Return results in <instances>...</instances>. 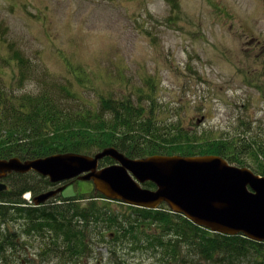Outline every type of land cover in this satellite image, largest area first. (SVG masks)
Here are the masks:
<instances>
[{
    "label": "rangeland",
    "instance_id": "374dc122",
    "mask_svg": "<svg viewBox=\"0 0 264 264\" xmlns=\"http://www.w3.org/2000/svg\"><path fill=\"white\" fill-rule=\"evenodd\" d=\"M27 65L32 75L19 82ZM43 88L63 109L81 112L107 98L129 99L161 125L198 136L232 134L241 119L264 141V0H0V89L31 95ZM29 175V185L42 179ZM25 180L13 174L2 182L17 192ZM94 196L91 182L78 180L49 200L75 197L90 214L115 218L108 229L103 220L85 223L78 256L58 258L68 245L59 232H25L28 217L9 211L0 233L13 237L0 264H163L172 238L164 229L140 207ZM158 210L170 212L164 204ZM179 248L175 264H220L195 254L185 259L188 248Z\"/></svg>",
    "mask_w": 264,
    "mask_h": 264
},
{
    "label": "trees",
    "instance_id": "16d2710c",
    "mask_svg": "<svg viewBox=\"0 0 264 264\" xmlns=\"http://www.w3.org/2000/svg\"><path fill=\"white\" fill-rule=\"evenodd\" d=\"M13 54L18 59L17 52L14 51ZM27 67L28 71L19 70V82L32 75L33 71H29L28 65ZM80 79L81 77H78V80ZM237 121V127L233 129L232 134L213 136L209 134L212 131H208L198 136L195 131L173 123L167 125V122H164L161 125L160 121L149 117L144 109L134 108L129 99L125 102L124 99L115 101L107 98L106 103L100 102L99 109L88 108L81 112L63 109L62 102H58L56 96L48 89L43 88L38 94L31 95H12L11 92L7 95L0 89V159L12 156L21 160L45 158L47 155L66 152L88 155L112 146L129 158L135 159L152 155H214L238 168L252 169L256 174L264 176V141L251 136L250 127L244 121ZM104 159L111 161L110 158ZM20 177L26 179V182L15 186L17 192H0V218L6 219L9 211H20L30 222L25 232L42 230L45 226L59 232L55 235L63 237L68 245L56 252L58 258L71 259L78 256L77 246L81 245L85 238V223L92 219L103 220L106 223L105 228L108 229L115 222V218L106 211L90 214L91 210L75 205V197L48 201L46 205L32 207L21 198L25 191H30L31 197H35L48 186L54 185L44 178L37 180L38 184L34 182L35 184L29 185V174ZM71 183L67 181L63 184ZM144 185L150 189L154 188V185L148 182ZM94 195L104 198L95 192ZM91 206V209H94V203H91ZM140 210L147 214L146 219L151 221L150 224H157L156 226L172 237L169 239V252H165L163 264H175L178 261L179 247L182 244L188 248L183 255L185 259L195 254L207 262L220 264H264V243L250 241L243 235L230 237L211 233L193 225L182 215L169 211ZM73 218L81 221L80 224L72 225ZM131 224L134 225V222ZM3 232L0 236L6 238L0 240V253L5 251L4 244L13 237L6 230Z\"/></svg>",
    "mask_w": 264,
    "mask_h": 264
},
{
    "label": "water",
    "instance_id": "95a60500",
    "mask_svg": "<svg viewBox=\"0 0 264 264\" xmlns=\"http://www.w3.org/2000/svg\"><path fill=\"white\" fill-rule=\"evenodd\" d=\"M113 163L100 167L99 161ZM35 172L56 189L33 197L34 207L63 192L74 180L91 182L107 200L155 210L167 205L193 225L209 232L264 243V176L236 167L219 156L152 155L129 158L109 146L93 154L55 153L45 158L0 159V180L13 173ZM155 185L154 190L143 183ZM6 185L0 182V191Z\"/></svg>",
    "mask_w": 264,
    "mask_h": 264
},
{
    "label": "clouds",
    "instance_id": "9594fccd",
    "mask_svg": "<svg viewBox=\"0 0 264 264\" xmlns=\"http://www.w3.org/2000/svg\"><path fill=\"white\" fill-rule=\"evenodd\" d=\"M94 153H96V152H94ZM81 154H82V153H81ZM92 154H93V153H92ZM146 157H147V156H146ZM101 167H105V166H101ZM29 173H30V172H29ZM29 173H24V174L13 173V174L24 176L25 174H29ZM13 174H10V175H13ZM10 175H7V176L3 177L2 179L7 178V177H9ZM2 179L0 180V182H1V183H4V182H2ZM76 181H77V180H76ZM79 181H80V180H79ZM4 184H5V183H4ZM5 185H6V184H5ZM143 187H144V186H143ZM6 188H7V185H6ZM53 189H56V188H53ZM5 190H6V189H5ZM5 190H3V191H5ZM49 190H51V189H49ZM3 191H2V192H3ZM46 191H47V190H46ZM46 191H45V192H46ZM0 192H1V191H0ZM26 192H29V193H26ZM41 193H43V192H41ZM25 194L27 195V197H25L26 200L24 199V201H27V202L29 201V202H30V203L28 202L29 204H31V203L33 204V200H32L33 197H31V192H30V191H25L24 195H25ZM36 195H37V194H36ZM57 195H58V194H57ZM55 197H57V196H55ZM55 197H53V198H55ZM53 198H51V199H53ZM51 199H49V200H51ZM49 200H48V201H49ZM48 201H47V202H48ZM113 201H114V200H113ZM47 202H46V203H47ZM117 202H118V201H117ZM46 203H44V204H42V205H40V206H43V205H45ZM32 204H31V206L34 207V205H32ZM36 207H39V206H36ZM36 207H35V208H36Z\"/></svg>",
    "mask_w": 264,
    "mask_h": 264
},
{
    "label": "flooded vegetation",
    "instance_id": "af4514ba",
    "mask_svg": "<svg viewBox=\"0 0 264 264\" xmlns=\"http://www.w3.org/2000/svg\"><path fill=\"white\" fill-rule=\"evenodd\" d=\"M144 184H146V183H144ZM144 184H143V185H144ZM144 187H146V186L144 185ZM154 188H155V187H154ZM154 188H153V190H154ZM53 199H54V198H53ZM46 204H47V203H46ZM46 204H45V205H46Z\"/></svg>",
    "mask_w": 264,
    "mask_h": 264
}]
</instances>
